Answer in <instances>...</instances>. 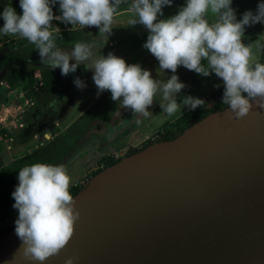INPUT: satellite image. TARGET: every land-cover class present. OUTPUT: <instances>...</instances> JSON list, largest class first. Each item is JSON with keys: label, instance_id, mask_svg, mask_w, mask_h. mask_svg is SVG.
<instances>
[{"label": "water", "instance_id": "95a60500", "mask_svg": "<svg viewBox=\"0 0 264 264\" xmlns=\"http://www.w3.org/2000/svg\"><path fill=\"white\" fill-rule=\"evenodd\" d=\"M229 107L91 176L66 248L43 264H264V107ZM16 225L0 264L23 256Z\"/></svg>", "mask_w": 264, "mask_h": 264}, {"label": "clouds", "instance_id": "9594fccd", "mask_svg": "<svg viewBox=\"0 0 264 264\" xmlns=\"http://www.w3.org/2000/svg\"><path fill=\"white\" fill-rule=\"evenodd\" d=\"M19 3L22 14L13 6H5L0 12L4 21L0 34L26 39L38 50L42 63L52 70L60 68L61 75L75 72L84 63L86 71L93 70L98 95L109 91L113 101H119L121 107L134 114L148 115L158 93L162 111L169 116L181 105L194 110L205 104V100L191 95L178 103L177 94L185 87L175 74L181 65L205 77L215 73L223 81V104L229 106L236 119L249 114L253 101L264 107V63L253 62L252 49L242 40L246 26L264 23V2L259 3L256 13L246 11L239 20L232 0H186L177 14L166 19L158 17L163 16L164 6L175 4L174 0L172 5V0H131L130 3L128 0H19ZM57 3L60 15L53 12ZM122 4H127L132 13L128 26L141 24L148 30L144 47L158 60V73L165 70L173 73L166 81L153 78L150 70L137 63L128 64L114 53L97 55L94 45L77 42L71 52L57 47L56 35L51 30L53 20L73 27H96L106 40ZM73 58L76 63H70ZM74 83L78 88L86 87L79 77ZM211 105L209 101L208 106ZM18 180L12 193L13 207L19 212L15 231L23 242V256L43 264L59 255L75 232L80 213L69 190L71 177L63 165L35 163L20 169ZM75 259L68 257L65 264H74Z\"/></svg>", "mask_w": 264, "mask_h": 264}, {"label": "rangeland", "instance_id": "374dc122", "mask_svg": "<svg viewBox=\"0 0 264 264\" xmlns=\"http://www.w3.org/2000/svg\"><path fill=\"white\" fill-rule=\"evenodd\" d=\"M11 0H0V12L3 11V7L7 6L8 3ZM232 7L236 10V17L239 20V16H243V12L241 10L247 9V8H254L251 10L253 13L257 12V8L259 3L264 2V0H233ZM131 0H128V3H130ZM172 6H164L163 7V16L166 18L167 13L171 10V8H174ZM115 16H132V13L128 11V5L122 4L115 13ZM122 21H119V24H121ZM3 24L0 22V27H2ZM79 29L81 27H78ZM129 28V27H128ZM128 28H120L118 31L120 33L124 32ZM130 31V30H128ZM138 33L135 32L134 35H137ZM90 40L92 44L97 43V41L104 39L105 37L99 35L98 29L96 30V33L90 30ZM20 39L19 36H9V35H3L0 34V54L4 52L12 43L14 44ZM247 39L250 41L252 45V60L253 62L257 60L258 57V44L263 39V23H256L254 25L250 26L249 32L247 33ZM90 42V43H91ZM146 42H144L145 44ZM132 46L129 44L124 43L125 50L130 51L129 49ZM72 49H65L64 51L71 52ZM114 54L117 55L118 52L114 51ZM120 54V53H119ZM261 54V51H260ZM148 62L147 65L149 66V70L152 73L153 78L159 80V81H166L167 78H169L173 73L170 70L160 71L158 73V67L159 62L158 60L149 52L147 51ZM121 57V56H120ZM260 57V55H259ZM258 57V58H259ZM124 58V57H123ZM125 59V58H124ZM126 60V59H125ZM70 63H76L75 59H71ZM30 67V64H28ZM43 65L42 62H37L35 65L34 71L37 69H40L39 66ZM83 63H81L77 70L73 73H69L68 75H61V69L58 68L59 73L58 79L51 91H46L42 93V97H39L38 99H35L32 97V103L30 105H26V109L24 112L20 113V109H11L12 116L10 115L11 121H5L7 124L6 132L7 136L0 139V168L6 165L10 160L13 158H17L20 156H23L26 152L33 150L36 145L45 143L46 139L51 138V136L57 135L62 133V129L66 128L69 123L73 121L75 117L83 113L95 100H97L98 95V89L95 86V83L93 81V70H85L82 68ZM178 75L181 82L185 84V87L182 89L180 93L177 94L181 95V99L177 100L178 103H181L183 101V98L185 96L191 95L196 96L200 93V87L197 88L196 86L200 84L201 78H203L202 75L196 73L195 71L188 70L183 65L179 66L177 69V72L175 73ZM199 76V77H198ZM79 77L81 80L84 81L86 84V87L84 88H78L74 81L75 79ZM22 78H25V75L22 76ZM204 78H206L204 76ZM209 81V79H208ZM7 85L5 82L0 81V95H7L8 100L6 102L1 103L0 108L2 106H7L11 103H19L23 105L24 100L21 97L23 93V87L18 86L14 89H7ZM211 86L209 85L208 88ZM97 91V92H96ZM196 93H195V92ZM187 93V94H186ZM55 96L54 99L47 104V106L42 107L44 104L43 99L46 97H52ZM157 96L161 97V94L158 93ZM36 97V96H35ZM157 99V98H156ZM156 99L154 100V105L156 103ZM209 101V97L205 99V102ZM40 105V109L36 112V117L34 116V119H32V116H29V112L32 108H34L35 104ZM149 107V111H154L155 108L153 106ZM25 105L23 106V108ZM188 107H184L183 105L180 106L179 111L185 112L187 111ZM127 112V113H126ZM126 113L127 116H134L137 114H134L131 112V110L120 107L118 108L115 115L108 121L109 125H107V130L112 132H115L118 128L117 120L118 118L123 114ZM117 116V118H116ZM15 118V119H14ZM30 118V119H29ZM58 118L60 120L58 121ZM14 119V120H13ZM13 121V123H12ZM163 123H166L168 120H162ZM28 124L29 133L27 136H24L22 138L15 139V136L22 132L24 127H20V123ZM4 121H0V127L5 124ZM19 123V124H18ZM128 125V124H125ZM18 128H17V127ZM101 123L93 124L91 128L85 132L83 136V140L79 143L76 151L78 149L84 150V159L82 158L84 155H81L80 157H74L73 152L70 154L69 157L60 165H63L65 169L67 170V173L71 177V185L78 184L82 185L81 182L84 180H87L91 177L92 172L97 170L99 167H101L103 164L101 162L102 158L104 156H113L114 158H122L125 156V154L132 149L130 148H118L115 146L113 148H110L111 145L108 143V141H104L102 139V128ZM121 127V126H119ZM126 130V129H125ZM129 130V129H127ZM106 131V129H105ZM52 135H51V134ZM152 135V136H151ZM117 135L114 134V137ZM157 137V133L153 132L150 133L148 139H155ZM16 145V147H14ZM26 147V148H25ZM79 151V150H78ZM118 156V157H116ZM19 182L13 187L12 192L15 191L16 187L18 186ZM14 201L11 202V209L9 212V215L0 221V231L13 224L19 216V212L17 209L13 207Z\"/></svg>", "mask_w": 264, "mask_h": 264}, {"label": "trees", "instance_id": "16d2710c", "mask_svg": "<svg viewBox=\"0 0 264 264\" xmlns=\"http://www.w3.org/2000/svg\"><path fill=\"white\" fill-rule=\"evenodd\" d=\"M174 1V8H171V10L167 13L166 18L177 14L179 9L186 2V0ZM7 6H13L18 13L22 14L19 0H11ZM58 8V3L53 5V12L55 13ZM0 22L2 24L4 23L2 18H0ZM53 32L56 35V45L61 50L71 49L77 42L87 43L90 38L89 29L86 28L57 30ZM37 62H42L38 50H36L35 46L26 39L20 38L17 42L14 44L12 43L4 52L0 54V81L5 82L8 86V90L14 89L20 85L24 90H27L26 96L33 97L35 99L42 97V93L53 89L58 79L57 73H59V70L58 68L52 70L46 64L40 65L39 70L42 76V85L38 89H35L33 85L37 79L34 77V69ZM255 62L264 63V37L260 58L254 61V63ZM28 64H30V67H28ZM23 75H25V78H22ZM223 92L224 85L222 84L213 94L210 95L209 101H212L211 106H208V101L205 102L202 107L185 111L173 121L164 124L161 129L157 131V137L155 139H146L139 146L130 149L125 156L137 152L153 142L172 140L206 115L229 107L228 105L223 104ZM54 97L55 96L53 95L52 97L44 98V104L42 107H45V105L50 103ZM7 100V95H0V105ZM119 107L120 102L113 101L111 99V93L109 91H105L83 113L72 121L64 129L62 134L51 136V138L46 139L45 143L37 145L33 150L26 152L23 156L9 161L6 165L1 167L0 221L9 215L10 204L12 201L15 202L12 196V189L19 182L18 175L20 169L35 163H45L49 165L62 164L67 157L70 156V154L76 151L79 143L83 140L85 132H87L93 124H100L110 120L115 115ZM40 108V105L36 103L34 108H32L29 112V116L31 115L32 119H34L37 110ZM23 127L22 132L16 135L15 139L28 135L29 129L27 122ZM14 147H16V145H14ZM118 160L119 158L116 159L113 156H104L101 160L103 165L92 172L91 176L100 171L102 168L109 166ZM82 188L83 185L74 184L70 186L69 190L71 194L74 195ZM15 225L16 224L14 222L10 226L3 228L0 231V234Z\"/></svg>", "mask_w": 264, "mask_h": 264}, {"label": "crops", "instance_id": "0c3cea01", "mask_svg": "<svg viewBox=\"0 0 264 264\" xmlns=\"http://www.w3.org/2000/svg\"><path fill=\"white\" fill-rule=\"evenodd\" d=\"M232 0V4H233ZM254 8H247L241 10V12L245 13L246 11L253 10ZM132 16H114V26L110 34L107 35V38L105 40H99L97 43L92 44L91 41H89L91 38H89L87 44L94 45V52L97 55H105L109 52L114 53V51H117L118 54L117 56L124 57L126 59V62L128 64H133L137 63L142 66L143 69L149 70V66L147 65L148 62V55L146 49L144 47V42H146L147 37L149 35L148 30L141 24H136L134 26H128V21L131 19ZM159 19H166L164 16L158 17ZM243 16H239V19H242ZM119 21H122L121 24H119ZM129 27V28H128ZM91 31L96 33V30L98 28L96 27H86V29H89ZM120 28H128L124 32L120 33L118 29ZM81 29V28H80ZM250 26L245 27V33L244 36L242 37L243 42L250 46L251 49L253 48L250 41L247 39V33L249 32ZM130 30V31H128ZM99 31V29H98ZM137 32V35H134V33ZM263 37H264V23H263ZM91 42V43H90ZM124 43L131 45L132 47L128 50H125L124 48ZM263 45V39L258 44V57L260 55V51ZM120 53V54H119ZM257 57V60L260 58ZM206 63V61H204ZM82 68L84 69V63L82 65ZM199 77V76H198ZM209 79V81H208ZM223 84V81L218 78L215 73H212L211 75L207 76L206 78H201L200 84H198L196 87H200V93L199 95H196L194 97L201 98L205 100L206 98L210 97L211 94H213L221 85ZM209 85L211 86L210 88ZM215 85H219V87H215ZM98 91V90H97ZM96 91V92H97ZM195 92V91H194ZM104 93V92H103ZM101 93L97 99L103 94ZM196 93V92H195ZM187 94V93H186ZM156 103L152 105L155 108L154 111H149L148 115H132V116H127V112L123 113L117 120V125L116 127L118 128L115 132H112L107 130V125H109V122H104L101 123V128L102 130V139L106 142L108 141L110 148H113L114 145L117 146L118 148H135L139 146L143 141L149 138V135L151 132L153 134L161 129V127L176 119L179 117L183 112L178 111L172 115L169 116L166 112L162 111L161 105H160V96H156ZM181 99V95L177 96V100ZM47 106V105H45ZM150 110V109H148ZM189 110V109H188ZM79 116V115H78ZM77 116V117H78ZM75 117L73 121L77 118ZM117 118V116H116ZM166 123H163L162 120H168ZM60 118H58V121ZM70 124V123H69ZM68 124V125H69ZM128 124V125H125ZM121 126V127H119ZM65 128L62 130L64 131ZM106 129V131H105ZM126 129V130H125ZM129 129V130H127ZM62 131V133H63ZM61 133V134H62ZM51 134V133H50ZM114 134L117 136L114 137ZM152 136V135H151ZM114 144V145H113ZM37 146V145H36ZM79 150V151H78ZM76 153L74 154V157H80L81 155H84V150L78 149ZM86 155H84L80 159H84ZM14 159V158H13ZM12 159V160H13ZM11 161V160H10ZM12 206H10L11 209Z\"/></svg>", "mask_w": 264, "mask_h": 264}, {"label": "built area", "instance_id": "2783aa9c", "mask_svg": "<svg viewBox=\"0 0 264 264\" xmlns=\"http://www.w3.org/2000/svg\"><path fill=\"white\" fill-rule=\"evenodd\" d=\"M173 4V0H172V3L171 5ZM55 15H60V9L58 8L57 11L54 13ZM79 26H75L73 27L72 25L70 24H64L62 21H58V20H53L52 21V31H55V30H68V29H78ZM34 77L37 79L35 82H34V85L33 87L35 89H38L41 85H42V76H41V73L39 70L35 71L34 72ZM26 91L27 90H23V93L21 95V97L23 98L24 100V103L23 105L19 104V103H11L7 106H2L0 108V121H11L10 120V115L12 116L11 113V109H18V108H21L20 109V113L24 112L25 109H26V105H30V104H33L32 103V98L31 97H28L26 96ZM25 105V107L23 108V106ZM11 107V109H10ZM10 114V115H9ZM15 119V118H14ZM13 119V120H14ZM13 123V121H12ZM20 123V122H19ZM18 123V124H19ZM20 126H22V123H20ZM7 124H3L2 127H0V139H2L3 137H6L8 134L6 132V128H7ZM17 127V126H16ZM118 157V156H116ZM118 159V158H116ZM87 180H84L81 182V184H84Z\"/></svg>", "mask_w": 264, "mask_h": 264}]
</instances>
